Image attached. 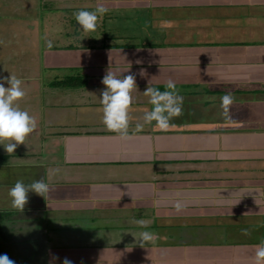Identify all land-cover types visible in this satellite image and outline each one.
<instances>
[{
  "label": "crops",
  "instance_id": "0c3cea01",
  "mask_svg": "<svg viewBox=\"0 0 264 264\" xmlns=\"http://www.w3.org/2000/svg\"><path fill=\"white\" fill-rule=\"evenodd\" d=\"M97 3L107 8L104 21L109 11L152 8L151 28L163 32L162 44L50 49L44 66L80 68L91 77L96 71L131 73L129 107L146 102V86L171 79L183 87L177 91L186 107L166 130L150 123L133 131L145 110H128L126 139L100 121L103 85L84 91L89 118L83 124L75 120L84 102L49 105V122L42 108L39 127L26 134L24 146L0 153L7 165L0 162V253L15 264H27L29 246L36 250L30 264H60L63 257L73 264H254V246L264 238V0H53L49 6L65 13L93 10ZM226 92L232 101L222 116ZM54 109H72L60 132L48 130L57 122ZM6 168L17 171L5 176ZM34 168L53 184L44 197L29 191L16 212L6 186L20 169L26 173L17 179H36H26ZM51 216L74 222V228ZM144 230L154 235L140 242Z\"/></svg>",
  "mask_w": 264,
  "mask_h": 264
},
{
  "label": "rangeland",
  "instance_id": "374dc122",
  "mask_svg": "<svg viewBox=\"0 0 264 264\" xmlns=\"http://www.w3.org/2000/svg\"><path fill=\"white\" fill-rule=\"evenodd\" d=\"M49 2L53 3V0H0V76L7 77L9 74L17 76L21 80V87L24 89V96L14 101V103L21 109L26 110L29 115H31L36 125L38 126L41 119V109H43L46 122H49V116L47 110L49 105L61 106L64 103L73 104L75 101L78 103H83V109L80 111V115L77 118L76 124H83L84 120H87L89 116H86L85 105L88 100V93L84 92L87 88L94 87L96 85H102L101 77L102 75L96 76L98 71L91 77L85 75V70L82 71L80 68L68 69H46V66L43 64V53L49 51L50 49L64 50L68 48L76 49L81 48V46H99L100 44L107 43L110 46L116 45H131L138 44L140 47L149 46L153 43L162 44V34L160 29H152V8L150 11H144L142 8H138L142 12H112L109 11L110 18L103 20L102 17H99L96 22V28L94 31H82L79 28L78 23L74 20L73 13L77 9H71L70 12L65 13H53L49 6ZM142 3V2H141ZM79 4H83L82 2ZM106 26V27H105ZM146 39L149 41H142ZM51 40L52 46L46 47L45 41ZM120 70V71H119ZM121 72L122 70L119 69ZM95 71V70H94ZM123 73V74H122ZM121 75L125 73L122 71ZM75 74V75H74ZM78 78V80L83 81V88H72V89H59L52 88L50 83L53 81V78L64 80L67 76H72ZM5 83L6 81H0ZM164 89V85L157 86ZM182 88V89H181ZM162 89V90H163ZM178 91H183V87L176 86ZM34 90V93L32 92ZM184 90H189L184 88ZM84 98L82 99V97ZM244 97V96H241ZM214 101L217 100V96L212 97ZM146 102L143 105H133L128 107V110H141L145 111L151 108V105L148 103V98L146 96ZM203 100L202 97L194 99V101ZM188 102V101H187ZM78 103H75L78 105ZM255 102H252L251 108H255ZM186 107V102L181 103V108ZM72 109L58 110L54 109V115L59 126L56 123L52 124V127L48 130H56L60 132L62 127L67 125L71 121L70 112ZM141 117L142 113H138ZM62 117L59 121L58 118ZM76 118V117H75ZM74 118V119H75ZM83 120V121H81ZM74 120H72L73 122ZM153 125L154 122H151ZM39 127V126H38ZM47 129L44 126V132ZM47 130V131H48ZM24 146L23 142H21ZM19 146V145H17ZM19 146V147H22ZM34 150V149H31ZM36 150V149H35ZM22 152V151H21ZM0 153H7L0 147ZM59 154L53 156L54 158H60ZM13 159V158H12ZM15 159V158H14ZM1 161V165H7ZM13 164H16L17 161H11ZM3 163V164H2ZM8 166L11 167V163ZM7 168L3 169L4 175L9 176L11 172ZM19 170V169H18ZM27 171H32L26 169ZM23 169H20L18 173H15L14 179L21 178L23 175ZM39 175L44 179L48 184H53V179H49L46 176L45 171H40L38 168H34L32 174L27 175L26 179H31L32 177H39ZM3 176V177H5ZM21 176V177H20ZM8 179H13L8 177ZM2 184V183H1ZM4 185V184H2ZM12 184L10 182L6 186L9 188ZM9 201V200H8ZM7 201V202H8ZM5 202V201H4ZM48 216L49 214L46 213ZM52 217V216H51ZM57 216H53V221L60 226L65 225L66 227H73L74 222L69 223L68 221H56ZM67 218V217H66ZM2 219L0 218V224ZM1 227V226H0ZM49 229L50 226H47ZM74 228V227H73ZM91 229V228H90ZM89 229V231H90ZM51 230V229H49ZM75 230V229H74ZM83 229H78V231ZM98 230L97 228L91 229L95 231V234L98 236L106 234V230ZM78 237H85L79 235ZM150 236L154 235V232H149ZM157 234H160L161 237L166 236L165 230L157 229ZM83 234V233H81ZM109 234V233H108ZM107 234V235H108ZM174 240L177 237L175 234ZM111 236V235H109ZM30 239V237H28ZM104 238V236H103ZM120 237L117 236V239ZM86 239V238H85ZM105 239V238H104ZM77 242V240L75 239ZM78 243V242H77ZM101 243V242H100ZM76 243H72L74 245ZM83 245H86V241H82ZM117 246V245H113ZM30 256L28 257L27 264H30L31 259H35L36 250L34 247L29 246ZM26 259V258H25ZM36 264V263H33Z\"/></svg>",
  "mask_w": 264,
  "mask_h": 264
},
{
  "label": "clouds",
  "instance_id": "9594fccd",
  "mask_svg": "<svg viewBox=\"0 0 264 264\" xmlns=\"http://www.w3.org/2000/svg\"><path fill=\"white\" fill-rule=\"evenodd\" d=\"M107 11L103 3H97L93 10L77 9L74 11V20L78 23L82 31H94L99 17ZM46 47H51V40L45 41ZM0 147L7 153H12L18 144L24 141L26 134L30 133L35 122L26 110L19 108L14 101L24 96V89L20 86L21 80L9 74L7 77L0 76ZM103 88L99 94V104L101 106L100 121L104 128L115 133L122 139H126L129 133L128 107L132 102L130 90L135 86L134 77L131 73L121 75V72L106 71L101 77ZM143 94L147 96L151 108L143 113L142 123L137 122L133 131L141 130L145 124L154 122L153 126L159 130H166L169 127V120L181 111L183 97L178 94L174 81L171 79L164 83V89H158L151 85L144 88ZM232 97L225 93L220 97L221 115L227 116L228 105ZM49 184L43 178L33 179L25 183L22 179H17L7 189L9 206L21 211L28 199L29 191L44 197L48 192ZM179 207V203L176 204ZM142 223V221H137ZM241 231L247 232V229ZM140 242L150 239L147 230L141 231L138 236ZM254 264H264V238H261L254 246ZM0 264H15L6 253H0ZM60 264H73L67 257L60 259Z\"/></svg>",
  "mask_w": 264,
  "mask_h": 264
},
{
  "label": "trees",
  "instance_id": "16d2710c",
  "mask_svg": "<svg viewBox=\"0 0 264 264\" xmlns=\"http://www.w3.org/2000/svg\"><path fill=\"white\" fill-rule=\"evenodd\" d=\"M50 64L48 66H46V69H51ZM49 67V68H48ZM50 86L52 88H76V87H82L83 86V81L78 80L77 77H75L74 75L72 76H67L64 80L62 79H56L53 78V81L50 83ZM3 159H5L4 156H0V162L3 161Z\"/></svg>",
  "mask_w": 264,
  "mask_h": 264
}]
</instances>
